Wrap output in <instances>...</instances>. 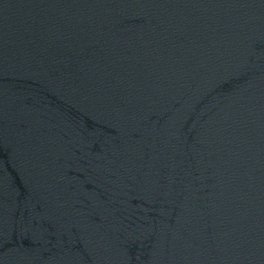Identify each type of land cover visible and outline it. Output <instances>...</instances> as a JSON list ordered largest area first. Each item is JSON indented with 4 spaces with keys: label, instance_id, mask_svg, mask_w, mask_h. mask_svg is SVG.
I'll return each mask as SVG.
<instances>
[{
    "label": "water",
    "instance_id": "water-1",
    "mask_svg": "<svg viewBox=\"0 0 264 264\" xmlns=\"http://www.w3.org/2000/svg\"><path fill=\"white\" fill-rule=\"evenodd\" d=\"M0 264H264V0H0Z\"/></svg>",
    "mask_w": 264,
    "mask_h": 264
}]
</instances>
